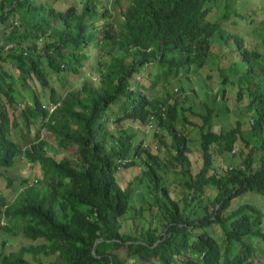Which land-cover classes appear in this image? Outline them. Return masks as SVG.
Wrapping results in <instances>:
<instances>
[{
    "label": "trees",
    "instance_id": "obj_1",
    "mask_svg": "<svg viewBox=\"0 0 264 264\" xmlns=\"http://www.w3.org/2000/svg\"><path fill=\"white\" fill-rule=\"evenodd\" d=\"M250 1L0 0V264H264V0ZM209 62L214 89L197 76ZM121 119L153 126L165 159ZM143 152L142 191L119 185ZM19 160L37 176L11 196ZM18 230L32 241L7 249Z\"/></svg>",
    "mask_w": 264,
    "mask_h": 264
},
{
    "label": "rangeland",
    "instance_id": "obj_2",
    "mask_svg": "<svg viewBox=\"0 0 264 264\" xmlns=\"http://www.w3.org/2000/svg\"><path fill=\"white\" fill-rule=\"evenodd\" d=\"M249 4L251 6H255V3L253 1H250V0H249ZM110 8H111V10H114V9H116V5H115V7L110 6ZM242 26L244 29H246V28H249L251 25L247 26V24H243ZM208 64H209L208 67L206 65H204L201 68V70L199 72H197V76L203 77L200 80V82L203 83V80H205V74L207 71H209V73H211L213 76L211 77V79L207 78L206 83L212 89H214L215 85H216V71L212 70V68L210 69V65H211L210 62ZM195 76H196L195 74H190L189 78H187V80L191 81ZM91 77H94V76L91 74ZM137 77H139V75H137ZM66 79H67V81H66L65 88H66V86L71 87V88L76 87L81 80L79 73H69L67 75ZM171 85L175 86L176 83H172ZM158 86H160L159 83L157 84V87ZM194 86H195L194 88L197 89V91H198V89H199L198 83H196V85H194ZM157 91L159 92V89ZM171 92L175 93L174 88L171 90ZM226 99H227V102L233 106L235 99L232 96V94H226ZM116 112L117 111L115 109H112L111 107L107 110V115H108V120H109L111 132H116L114 127L117 126V123H113V120H112V117L116 114ZM152 123H153V121H152ZM120 124L122 125L123 129H126L129 132L130 131L133 132L136 129L139 130V128L145 129V130H143V131H145V133H143L141 130V133L135 134V137H134L135 141H139L140 145L142 147L145 146L149 150L150 153L157 154L159 156V158L165 159V153H166V149L164 148L165 146L158 148V146H157L158 140L156 139V137H154V134L152 132L153 126L148 128V126H149L148 123L140 124L137 121L126 120V119H121L119 121V125ZM40 135L46 137V139L48 140V142H49L47 144V150L48 151L56 153L59 156L61 154L65 155V156L71 155V152L74 149V146H72V145H68L65 147L59 146L57 144V142H55L53 137L49 133L45 132L44 130L40 131ZM188 135H189V138L187 140V145H188L189 149L193 150L197 145V140L194 136H192L193 134L189 133ZM191 136L193 138H191ZM141 156L143 157V159L137 158V160L139 162V164L137 166L133 165V166H129L127 168H120L119 171L115 172V176H116V179H117V182L119 183V185L124 186L128 183H130L133 186L135 185L134 177H135V174L138 173V168H140V166H141L140 163L144 164V161L150 160V158L144 157L145 152H143ZM16 167H17L16 170H9L10 175L13 177V180L11 182V190L10 189L8 190V192L11 196H13V190L16 191V190L22 188L26 183H30L37 176V169H36L37 165L36 164L30 165L28 161L23 162V161L19 160L16 162ZM192 167L193 168L195 167V162H192ZM165 178L167 180L170 178H174V181L171 180L172 182L180 181V183H181V181H183V178L181 176L172 177L169 174H166ZM3 183H4L3 179H2V177H0V185L2 186V188L4 187ZM135 187H137V186L135 185ZM177 187L180 188L178 184H177ZM136 191H142L140 184L136 188ZM244 198L247 201H253V202L256 201V197L253 195H246V196L244 195ZM127 215H129V213H127ZM125 225L127 226V224H125ZM210 231L212 233H214V230L211 229ZM1 235H8V233H3L0 230V236ZM31 241L32 240L30 238L23 236V234L18 230L16 232L15 236L10 237V239L8 240V243H6V248L7 249H14L20 243H29ZM257 264H263V262H258Z\"/></svg>",
    "mask_w": 264,
    "mask_h": 264
}]
</instances>
